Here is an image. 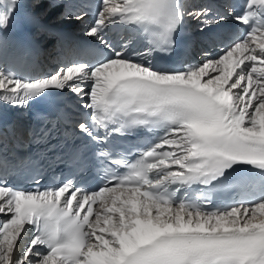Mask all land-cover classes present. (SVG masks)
<instances>
[{
	"label": "bare ground",
	"instance_id": "6f19581e",
	"mask_svg": "<svg viewBox=\"0 0 264 264\" xmlns=\"http://www.w3.org/2000/svg\"><path fill=\"white\" fill-rule=\"evenodd\" d=\"M130 1L131 0H120V3L118 5L117 4H112V5H115L114 9H118V8L124 7ZM29 2H30L29 0H0V15L1 14L3 15V17L0 19V38L6 34V31L8 29L9 30L7 32L10 33V28H8V27H10V25L12 23H14L13 10L16 6H18L22 10L23 14H25V15H31L35 19L41 18V16H39V12H37V14L28 13V8L30 7ZM60 3L65 4V6H69L71 8V10H70L71 12L76 11L71 6V4H73L72 0H67V1L66 0H60L55 5L59 6ZM105 4H107V3H105ZM111 8H113V7H111ZM191 11H192L191 15L195 14L193 17H196L197 14L193 11V9H191ZM58 12L60 13V12H62V10H58L56 13L50 14L48 20H50V22H51V20H52L51 18L54 17ZM199 12H200V10H199ZM48 15H46V16H48ZM82 17L83 16L81 15L80 19H82ZM101 20H103V19H101ZM207 20L208 19H202V18L198 17L195 21H196V23H204V22H207ZM69 21H73V18ZM53 22H56V21H53ZM99 22H100V20L97 23H99ZM64 23H66V22H64ZM80 24H82V21L80 22ZM77 25H79V23H77V21H76L75 23H72L69 28H71L73 30H77V29H79V28L75 29L77 27ZM93 29H94V25H93V28L91 29V32L93 31ZM35 31H37V30H35ZM35 31H34V33H35ZM41 36H42V33H41L40 37ZM34 38H36L37 41H40L39 39H41V38H38L37 36L35 37V34H34ZM52 39H54L53 36H49L47 38V40H49L50 42L52 41ZM93 40H95V39H93ZM39 43L42 46V50H41L42 54L41 55L43 58H45V56H47V53H48L49 59H52V57H55L57 60H59L60 58L63 57V56L58 57V54H56V53H54V54L50 53L51 49L53 47L52 46L50 48V46L54 45V40L52 42L53 44L51 43V45L45 44L44 40L40 41ZM72 47H74L75 52L78 53V52L86 50L88 48V45L85 43H77V44L71 43L69 45V47H64L63 50L65 52L66 49L68 48L69 52H71L70 50L72 49ZM253 49H254V53L252 56H254V58H256V59H263V61H264V46H261L259 48L253 47ZM242 51H243L242 46L238 43H235L233 45V47L230 49L229 54L233 55L235 52L241 53ZM214 54L215 53L210 54L209 58H211V59H209V60H212V57ZM237 54L235 56H237ZM235 56H234V58H235ZM67 57H68V55H67ZM40 66H41V62L39 64V67ZM193 66H194L193 68H195L197 66L196 63H193ZM259 67H260V69H259ZM104 68L106 69L105 72H107L108 74L106 75V77L103 81L99 82L101 84H100V87H97V88H98V90H100V92L103 91L105 88H108L109 85L111 84V82L114 79H116L119 75L135 72L134 69L128 68V64H126V63L122 67L116 66L115 67L116 70L114 72H111L112 71L111 69H110V71H108L107 66ZM108 68H109V66H108ZM210 69L213 70V67H211ZM256 69H259L257 74L254 73V69H250L251 73H254V75H253V77H251V79L248 80V82L242 81V83H240V85L242 84L241 85L242 91H244L246 89L245 84H248V86L250 87V91H249L250 93L251 92L252 93H254V92L255 93L256 92L257 93H264V87L259 88V85L257 84V83L263 84V82L261 80L264 79V74H262L264 72V66L261 67L260 65H258L256 67ZM201 70H203V71H201ZM201 70L196 69L195 73H194L195 77L189 81H191L192 84H196L199 87L205 88L206 89L205 91L212 93V94H216L217 88L215 86H217V85L220 86V84L222 85L225 82V80H227L229 78V72H228L227 73L228 75L227 76L224 75L223 78H222L223 75H221V78H219V79H221V82L220 83L218 82L219 84L212 85L211 78H209V79L205 80V82H203V85H202V82L200 80V72L205 73L207 70H205L203 68H201ZM243 70H244L243 67H239L237 69V73H238L236 76L237 81L233 82L234 85H236V84L238 85L241 80H245ZM261 70H262V72H261ZM44 71H45V69H42L40 71V74L44 73ZM0 72H1V70H0ZM82 72H83L82 75L86 74L85 70H83ZM196 72H197V74H196ZM98 74H100V73H98ZM260 74H262L261 78H260V76H261ZM194 75H192V76H194ZM0 77H2L5 82H8L7 85H9V86H7V88H13L16 86V85H13V82H11V80L4 78V76H2L1 74H0ZM177 77L179 79L184 78L182 74L177 75ZM46 78H48V77H46ZM46 78L44 80L43 79L42 80H35V81L31 80L30 83H33V84H52V83H55L57 81H60V79H61V78L57 79L56 76L52 79L50 78L49 80ZM188 79L189 78H186V80H188ZM259 79H261V80L259 81ZM248 86H247V88H249ZM66 87L67 86L64 85V89ZM226 90L228 91V88H226ZM232 95H231V97H230V95L225 97V99H226L225 104L227 107L228 116L233 123L234 129L237 130V132L239 134H241L243 137H245L247 139H257V140L262 139L263 140L264 139V128L260 127V125L257 126L256 128H255L256 125L255 126L253 125L254 127H252V126H250L251 123L249 122L251 120H247V118L245 119V118H242V116H238L236 111L239 109V107L235 111L232 110V108L235 107V102H233ZM248 96H250V95H248ZM256 96H258V95H256ZM85 101L86 100H82L79 102V104L84 105V107L86 108L87 104ZM262 105H264V102ZM260 107L261 106H259V105L255 107V109H256L255 115H260L262 113L263 109H260ZM261 118H263V117H261ZM261 118H260V120H261ZM183 133H184V137L179 138L178 140L174 141V143H180V142L183 143V145H184L183 147L175 148V150L176 151H178V150L182 151L180 158H183V161H184L185 158H187L189 156L190 148L192 147L193 143L196 142V138H195L194 134L192 132H189L188 130L184 131ZM177 170L183 171L182 168H180V169L177 168ZM119 204H121V203H119ZM143 205H149V206H143ZM136 206H138L140 209V213H138V212L137 213L140 216H142V218L145 219L149 223L152 230H156V231L160 232L161 234H166V235H169L172 233L177 234L178 232H186L188 234H193V236L202 234L204 232H210V233L216 234L218 236L219 235H226V234L244 235V234H250V233H258V232L264 230V204L259 205V206H255L253 208L235 209V210L230 211L227 214H218V215H214V216H203V215L197 214V213L185 212L184 210H181L179 207H164V206H160V205L153 204V203L146 202V201L144 203L138 205L136 202L132 201V199L130 198L129 195H126L125 204L116 205V208L113 209V211H119L120 213L124 214L125 218L124 217L121 218V217H118L117 215L111 214V215L106 217L108 219H111L110 224H108L107 226H105L103 224L96 225V227L98 229H100V231H98L96 234L97 242L94 246V249L96 250L97 253L95 252L96 255L95 254L94 255L98 258V261H101V264H117L116 262H117V260H119L120 256L125 255V253L129 249L134 248L136 245L140 244L145 238L148 237L147 234L149 232L148 233L144 232V230H142L140 228V226L136 223L137 213L134 211V208ZM14 210L15 209L13 208L12 204L7 200L6 196H4L2 192H0V211H2L0 213H2V214L11 213L12 214ZM106 210H110V208H107ZM150 210H151V212H149ZM149 213H151V215ZM161 213H168V219L165 218L164 220H162V218H160V216L158 215ZM172 214L174 215V217L172 216ZM0 218H1V216H0ZM114 218H116V220H114ZM7 219L8 218L0 219V222L2 220H7ZM111 221H112V223H111ZM244 221H246V223H243ZM254 223L257 225L250 226V224H254ZM245 224H246V227H244ZM134 225H137L138 229L136 228V231H138V232L131 230L132 226H134ZM146 230H148V228ZM5 232H11L13 234L12 237H10V239H9V243L7 245L1 244V248H0V252L2 251V249H4L3 253H5V255H2V254L0 255V260L2 261V258H3L4 264H7V263H9L10 256L12 257L14 255L15 257H12V259L15 260L17 258V256L19 255L21 247L23 246L26 239L28 238V232L26 231L25 228H23L19 224L18 219L16 217L14 219H11L9 226H7L6 229H3V233H5ZM110 232H112L113 234L109 235ZM7 234H9V233H7ZM115 234H117L118 237H116ZM114 242H115V244H114ZM103 243H105L106 246H104V247L101 246V244H103ZM31 247H32V249H31ZM92 248H93V246H90V250ZM27 249H28V253L30 254V257H32V260H34V261H41L42 260V262H44V263L41 262L42 264H52L53 260L51 258L43 257L42 254L39 253L38 246H37L36 242H31V244L27 247ZM101 253H104L105 255H103ZM12 262L13 261L11 260L10 264H12ZM37 263L38 262H36V264ZM95 264H96V262H95Z\"/></svg>",
	"mask_w": 264,
	"mask_h": 264
},
{
	"label": "rangeland",
	"instance_id": "374dc122",
	"mask_svg": "<svg viewBox=\"0 0 264 264\" xmlns=\"http://www.w3.org/2000/svg\"><path fill=\"white\" fill-rule=\"evenodd\" d=\"M29 1H30L29 2L30 7L28 8V11H31L32 13H35V14H37V12H39V16H41V18H45V16L50 14V11L52 12L54 9L55 10L60 9V6L55 5L60 0H29ZM194 2L195 3H193V7L191 9H193V11H195L196 14L197 13L200 14L201 12L199 13L198 11L199 10L201 11L202 9H204L205 6H207L209 4V2L206 0H194ZM119 3H120V0H107V5H112V4L118 5ZM58 13L54 17L51 18L52 19L51 22L56 21L55 19L59 18L60 14H58ZM188 13H189V15H191V11H188ZM194 15L192 14L191 17H193ZM2 17H3V15L1 14L0 19ZM81 25L82 24L79 23V25H77V27L75 29L79 28L77 30H80ZM85 31L89 33L91 31V27L86 28ZM43 40L46 41L47 38L46 39L44 38ZM46 42L49 43L50 41L47 40ZM214 48H215V50H213ZM214 48L210 49L206 45L205 46L203 45V48H201L200 55L197 56L195 59V63H197L198 65L196 66L194 71L193 70L190 71L186 77L192 79L194 77L192 75H194L196 69L205 68V70H207L206 72L208 74L206 77H204L203 80H207V79L211 78L212 84H215L217 82H219V83L221 82V79H219V78H221V75H223L222 78L224 77V73H222V67L226 64V60L228 59L229 49L223 50V49L219 48L218 46H216ZM55 49L56 48L53 47L51 49V51L55 52ZM212 53H215V54L213 55L212 60H209V59H211V58H209V56ZM110 61H112V60L96 61L95 64L85 65L83 70H85L86 74L82 75L83 74L82 68L79 66H74L73 64H71V62H67L64 65H62V64H57L55 58L48 59L45 61L44 65H43V69H45L44 73L40 74V71H41L40 70L39 72H37L35 74L34 79H36V80H42L43 79L44 80L46 77H48L46 79L49 80L50 78L52 79L55 76H56V78H61V80L64 81L66 86H67L68 93L71 95V97L73 98V100L75 102L86 100L85 101L86 104H88V103L90 104L92 102V100L95 98V96L97 95L95 92L98 90L97 87H100L101 83H99V82L103 81L104 75L108 74L107 72H105L106 69L104 67L107 66V69H108V66H109V68L110 67L112 68V66L109 64ZM189 64L191 65L192 62H189ZM115 65H116V62L114 64V66ZM211 67H213V70L210 69ZM81 72H82V74H81ZM98 73H100V74H98ZM196 74H197V72H196ZM247 74L251 75V72H249V73L247 72L246 75ZM200 76H202V74ZM37 78H39V79H37ZM235 81H237V79ZM244 81H246V80H244ZM7 83L8 82H5L4 79L0 77V86H1L0 89L9 86V85H7ZM257 84L260 85L259 83H257ZM241 85H239V87H238V85H235L231 89L232 94L234 93L232 95L233 102H235V107L232 108V110L235 111L239 107V109L236 112L239 115H241L242 118H245V119L247 118V120H251V121H249L251 123L250 126L254 127L256 125L255 126V128H256L257 126L260 125V127L264 128V105H262L263 101H261L259 99V97L256 96L255 93L249 92V88H247L248 84H245L246 89L244 91H242ZM248 95H250V96H248ZM258 105L261 106L260 109H263V110H262V113L260 115H255L256 114L255 107ZM261 117H263V118H261ZM260 118H261V120H260ZM178 145L181 146V145H183V143H179ZM3 216H4L3 218H8V219L2 220L0 222V248H1V244L7 245L9 243L10 237H12V235H13L11 232L3 233V229H6V227L9 226V223L11 221V217L9 216V214L3 215ZM159 216H160V218H162V220H164L165 218L168 219V213H161V214H159ZM172 216L174 217L173 214H172ZM243 223H246V221H244ZM251 225H253V224H251ZM7 233H9V234H7ZM27 244H28V239L25 241V243L21 247L20 253L17 256V258L15 260H13L12 257H15V256L14 255L12 257L10 256L9 263H7V264H10L11 260L13 261L12 264H19V263L20 264H36V262H38L37 264H42L41 263L42 260L41 261H34V260H32V257H30V254L28 252H25V247ZM114 244H115V242H114ZM102 246H106V245L103 243ZM3 250L4 249H2V251L0 252V255L1 254L5 255V253H3ZM23 254L25 255V257H23ZM27 255H28V258H27ZM20 258L21 259L25 258V259H23L21 262ZM0 264H4L3 258H2V261L0 260Z\"/></svg>",
	"mask_w": 264,
	"mask_h": 264
}]
</instances>
